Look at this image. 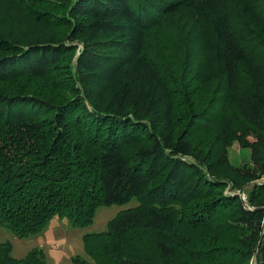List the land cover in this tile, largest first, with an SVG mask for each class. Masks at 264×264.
<instances>
[{
  "label": "trees",
  "instance_id": "1",
  "mask_svg": "<svg viewBox=\"0 0 264 264\" xmlns=\"http://www.w3.org/2000/svg\"><path fill=\"white\" fill-rule=\"evenodd\" d=\"M176 17L177 46L149 47L179 76L146 52ZM132 198L73 264H264V0H0V225L85 227Z\"/></svg>",
  "mask_w": 264,
  "mask_h": 264
},
{
  "label": "rangeland",
  "instance_id": "2",
  "mask_svg": "<svg viewBox=\"0 0 264 264\" xmlns=\"http://www.w3.org/2000/svg\"><path fill=\"white\" fill-rule=\"evenodd\" d=\"M176 19V22H175ZM171 19L169 26L162 25L155 33L146 37V52L155 59L156 62L166 65L169 71L173 74H183L184 68L180 63L174 60V55L162 56L154 49V45L149 47L151 42H157L164 44L168 48L173 45L176 47L177 40L175 27L179 25H191V20H184L183 17ZM171 27H173L171 29ZM193 37L194 28L187 27ZM190 39L189 45H192V53L195 59H198L200 55L199 40L197 38ZM174 41V44H172ZM149 47V48H148ZM179 47V45H178ZM185 85L186 88L189 85ZM196 89L189 88L184 93L187 97L192 98ZM186 105V103L184 104ZM186 107V106H184ZM247 151V150H246ZM238 143L234 142L230 148L229 153L231 160L238 161L242 155L246 152ZM137 204V200L132 198L125 204H111L99 206L94 215V220L91 224L85 227L72 226L66 217L59 218L54 216L45 228L33 235L25 238L16 237L8 228L0 225V241H9L12 245L11 253L14 257L20 258L26 255V253L35 247L41 248L45 254L48 264H73L72 257L75 255H82L87 258L83 250L82 237L84 233L100 232L107 228V222L110 218L115 216L120 210L134 206ZM250 264H256V260L252 259Z\"/></svg>",
  "mask_w": 264,
  "mask_h": 264
}]
</instances>
